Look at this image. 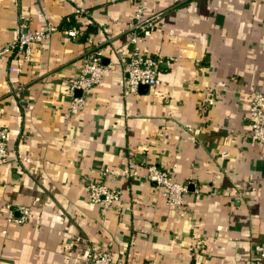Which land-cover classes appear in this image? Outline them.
<instances>
[{
  "label": "crops",
  "instance_id": "crops-1",
  "mask_svg": "<svg viewBox=\"0 0 264 264\" xmlns=\"http://www.w3.org/2000/svg\"><path fill=\"white\" fill-rule=\"evenodd\" d=\"M138 7L0 0V46L21 14L34 28L58 26L33 44L21 71L0 55V126L10 129L0 160V264H88L93 246L125 264H264L253 255L264 243V143L251 136L248 90L264 88V0H144L151 27L132 43ZM69 16L84 35L65 33ZM97 47L107 72L72 112L66 78ZM134 47L163 58L160 83L125 95ZM131 159L142 174L156 162L187 182L182 206L156 182L125 175ZM89 178L119 188L120 200L93 202ZM21 205L29 219L8 220Z\"/></svg>",
  "mask_w": 264,
  "mask_h": 264
},
{
  "label": "built area",
  "instance_id": "built-area-1",
  "mask_svg": "<svg viewBox=\"0 0 264 264\" xmlns=\"http://www.w3.org/2000/svg\"><path fill=\"white\" fill-rule=\"evenodd\" d=\"M77 11L84 13V7H78ZM144 0H139V7L134 18L130 21L128 39L136 43L142 33L148 32L150 24L143 21ZM58 29L57 25H50L46 28H34L28 18L21 14L15 28V37L0 46V55H9L11 63L9 70L21 71L26 61L32 56L33 44L37 41L49 39ZM84 28L80 25H72L65 28V33L72 37L82 35ZM91 41V40H90ZM136 46V45H135ZM163 58L159 55L141 52L137 47L131 50L127 62V74L125 76V95L138 92L140 85L148 84L150 87L160 83L159 70ZM108 69V64L104 61L101 49L95 48L83 61L79 70L66 78L71 98L69 108L72 112L81 110L87 101L86 91L98 84ZM81 90V93H77ZM250 107L253 139L264 143V88L258 85H250ZM10 129L7 126H0V160H5L8 156V140ZM110 167H104L103 173L108 174ZM123 173L130 176H143L146 179L156 182L162 190L168 202L174 206H182L184 194L189 186L185 181L173 179L169 172L156 162L146 164V171L142 174L136 167V162L131 159L125 166ZM88 196L93 202L101 205H111L121 198V190L107 184L105 181L96 178H89L87 182ZM30 207L21 205L19 214L10 210L7 219L18 223H24L29 219ZM254 258L264 259V243H255L253 247ZM88 264H125L122 260H115L108 247L96 250L93 246L89 253ZM144 264H158L153 260H148Z\"/></svg>",
  "mask_w": 264,
  "mask_h": 264
},
{
  "label": "trees",
  "instance_id": "trees-1",
  "mask_svg": "<svg viewBox=\"0 0 264 264\" xmlns=\"http://www.w3.org/2000/svg\"><path fill=\"white\" fill-rule=\"evenodd\" d=\"M68 20L67 21H65V24H63L64 26H66V28H68V27H71L72 25H74L75 23H74V20L72 19V17H68L67 18ZM68 25V26H67ZM76 25V24H75ZM85 29H84V32H83V34L82 35H84L85 34Z\"/></svg>",
  "mask_w": 264,
  "mask_h": 264
},
{
  "label": "water",
  "instance_id": "water-1",
  "mask_svg": "<svg viewBox=\"0 0 264 264\" xmlns=\"http://www.w3.org/2000/svg\"><path fill=\"white\" fill-rule=\"evenodd\" d=\"M140 87H149V85L148 84H142V85H140ZM77 93H81V90H77Z\"/></svg>",
  "mask_w": 264,
  "mask_h": 264
}]
</instances>
